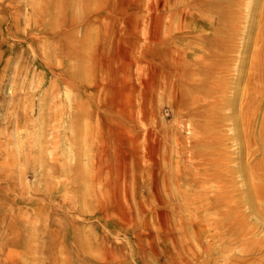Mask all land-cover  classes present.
<instances>
[{
	"label": "rangeland",
	"instance_id": "obj_1",
	"mask_svg": "<svg viewBox=\"0 0 264 264\" xmlns=\"http://www.w3.org/2000/svg\"><path fill=\"white\" fill-rule=\"evenodd\" d=\"M80 2L0 0V264H264V221L255 224L257 217L246 210L248 206L234 211L223 229L204 233L186 229L181 247L164 236L161 220L153 214L161 207L152 191V177L136 169L131 149L118 142L136 133L141 156L158 158L167 128L179 142L190 144L188 121L199 115V105L192 96L175 103L160 90L143 117L137 107L147 64L128 65L117 82L107 79L102 70L91 73L87 62L96 28L81 17ZM155 3L145 0L140 15L146 20ZM76 16L81 20H74ZM242 32L240 27L232 50L242 45ZM117 37L122 68L127 60L132 63L138 51L126 42L132 36ZM183 39L184 47L193 41L192 36ZM69 48L73 53H67ZM186 50L191 54L194 48ZM237 55L232 53V69L239 64ZM109 92L135 108V115L133 120L123 115L127 131L115 143L101 146L104 134L98 113L119 116L107 107ZM254 119L259 126L262 112L257 111ZM228 143L234 168L239 149ZM257 148L252 147L251 153ZM198 153L204 157L210 151L201 145ZM260 155L249 159L258 161ZM97 161L104 166L102 179L93 180L91 168ZM234 180L241 186L238 175ZM102 182L118 188L107 195L116 204L111 225L99 219L100 198L94 197ZM186 192L194 197L201 189L188 187ZM163 196L173 202L169 193ZM141 209L148 214L141 216ZM207 212L200 214L210 221L224 218L223 209ZM247 213L245 226L239 214Z\"/></svg>",
	"mask_w": 264,
	"mask_h": 264
},
{
	"label": "bare ground",
	"instance_id": "obj_2",
	"mask_svg": "<svg viewBox=\"0 0 264 264\" xmlns=\"http://www.w3.org/2000/svg\"><path fill=\"white\" fill-rule=\"evenodd\" d=\"M69 1L64 0V3ZM80 1L81 17L96 28L97 37L90 47L87 62L91 73L102 70L107 79L117 82L128 65L147 64V78L141 81V102L137 107L143 117L149 102L160 90L175 103L192 96L194 104L199 105V115L188 121L190 144L179 142L167 128L162 132L165 140L158 158L141 156L140 137L136 133L118 142L131 149L136 169L152 177V191L161 207L154 209L153 214L160 218L164 236L171 237L180 246L186 229L203 233L223 229L229 226L228 217L246 206L247 211L255 213V224L260 225L264 221V214L258 215L264 211V0H156L147 20L140 15L145 0ZM78 17L74 20H81ZM241 19L243 26H239ZM147 21L149 26L145 27ZM119 24L124 27L120 29ZM240 27L242 45L232 50L230 45ZM117 34L132 36V40L126 42H131L138 51L132 63L127 60L122 68L118 67L121 54ZM141 34L145 36L143 44ZM187 36H192L193 41L184 47L182 41ZM187 47L194 48L191 54ZM69 49L67 53H73ZM234 52L238 54L239 64L232 69ZM191 65L196 66V71ZM124 75L128 78V74ZM121 100L122 97L110 92L105 99L107 107L119 115L118 118L98 113L104 134L100 135L101 146L106 142L115 143L127 131L123 115L133 120L135 108ZM257 111H261L263 117L259 126L254 119ZM150 141L153 136L149 133ZM229 141L239 149V161L234 168L230 165L234 159L230 155ZM251 141L249 146L247 142ZM201 145L210 151L204 157L198 153ZM256 145L257 150L251 153L250 149ZM258 152L261 159H249ZM103 167L101 161L93 164V180L102 179ZM235 175L241 178V186H237ZM100 185L94 193L96 199L100 198L96 205L101 212L99 219L111 225L116 204L111 198L107 200V195L118 188L112 183ZM188 187L200 188L201 192L192 197L186 192ZM167 193L173 202L165 199L163 195ZM233 193L239 195L232 196ZM197 196L200 198H195ZM221 209L225 211L222 221H210L200 214L203 211L217 213ZM139 212L143 217L148 214L143 209ZM239 218L246 226L249 214H239ZM102 239L106 240V236ZM122 258L124 260L125 256Z\"/></svg>",
	"mask_w": 264,
	"mask_h": 264
}]
</instances>
